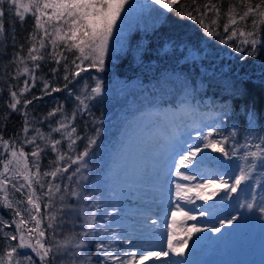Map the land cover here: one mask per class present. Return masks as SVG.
I'll return each mask as SVG.
<instances>
[{
  "label": "snow or ice",
  "instance_id": "6c2138e0",
  "mask_svg": "<svg viewBox=\"0 0 264 264\" xmlns=\"http://www.w3.org/2000/svg\"><path fill=\"white\" fill-rule=\"evenodd\" d=\"M126 2L127 0H29L28 3H23L22 0H0V35L4 33L2 18L5 15L3 9L5 3L8 4L9 13L15 9L14 14L19 17L21 22L26 13H31L35 19L36 29L43 30L39 49L33 43L32 47L28 49L27 57H22L19 52H16L13 60L17 66L24 65L23 72L32 76L34 83L35 70L40 66L38 61L45 58L43 54L38 56L34 53L45 48L44 38L46 37L52 49L48 55L55 60L57 65L61 63V60L65 61L64 79L70 82L69 72L71 70L67 58L63 52L58 53L57 49L63 44L65 50L69 52L75 50L79 53L77 59L80 63L77 64L75 59L71 62L75 66V71L71 72V79H75L87 68H94L100 72L105 71V60L110 53V40ZM154 3L171 11L173 5L178 4L179 0H154ZM218 3L219 0L217 3L206 0L201 5L197 0H191V4L195 7L191 11H180L178 15L182 19L198 21L203 26L205 34L212 36L216 31L213 26L218 24L221 16ZM201 8L204 11H201ZM193 12L196 14L193 15ZM210 12L214 13L210 19L212 26L205 23V18ZM224 15L226 22L223 24V31L227 33V36L220 41L221 43L229 44V41L237 38L238 43L236 45L229 44V46L234 47V50L238 52H244L245 47L250 46L248 55H255L258 45L264 47V33L261 32L264 27V0H259L255 4L252 0H237L236 3L229 4ZM249 18H251V30L245 31ZM49 27L52 29L51 32L48 30ZM32 40H35V37H32ZM21 48H23L22 45ZM26 61H31L33 67L29 68ZM85 61L88 62L87 67H82ZM52 72L56 73L57 69L53 68ZM17 74H19V67ZM27 83L25 81L26 85ZM64 87H68L67 83ZM47 88L48 84L45 82V90ZM102 90V82L97 79L95 87L91 88L90 92L76 96L78 103L71 117L62 115L61 120L57 121V126L51 127L48 133L35 129V134L30 139L27 136L30 127V122L27 119L28 114L27 112L23 113L25 117L22 130L24 137L21 145L33 146L30 153L31 165L29 154L24 151L23 146H17V139H4L0 134V149H2L0 150V164H2V168H0V207L11 210L10 221L0 216V233L9 241L5 253L0 255V264H37V262L38 264H56L58 258L62 261L66 260L67 264H94V260H98L99 264H144V261L150 258L140 255L137 260L136 251L124 252L122 249L114 247L121 234L112 230L110 224L101 223L108 214L105 213L104 216L98 218L97 209L102 207V204L94 195L86 194L87 190L84 188V182L88 179L83 174L88 167L86 158L90 156L100 129H95L93 136L85 135L84 139L87 140V143L83 151L75 152L76 140H80L81 137L76 134L77 129L71 124L77 114H82L85 111L90 114L89 101L94 100L102 93ZM51 91L57 92L60 89L52 88ZM9 93L11 103H8L7 107L19 111L17 93L11 89H9ZM34 99H39V97ZM31 102L25 100L24 106L27 107ZM57 111L62 112V108L54 109L48 115L54 116ZM246 111L248 127L244 130L246 142L243 144H240L236 139L239 129L235 125L227 135L221 131L220 124L215 121L213 124L204 125L206 132L203 135L200 131L196 132V136L203 140L204 148H211L227 158L237 157L239 154L242 163L237 165L238 174L231 176L228 173L217 174L215 180H204L202 183H195L193 187L177 184L178 196L183 191L184 198L191 200V196L188 194L193 189H202L208 184L215 183L216 180L222 181L221 187L225 190L226 195L236 193L244 182L250 180L257 161H260L261 166H264V129L258 133L255 110L249 108ZM53 133H59L60 139H53ZM254 139L259 142L252 143ZM37 140L43 144V147L40 143H36ZM63 140L67 141L68 152L60 151ZM48 148L56 153L55 161H50V165H54V167L51 171L41 172L40 156ZM69 152L72 154L70 155ZM200 152L199 145H192L184 150L178 161L176 171L178 177H183L186 181L197 180L195 175L181 171V168L186 169L188 165H191ZM5 156L7 159H4ZM74 165V171H69ZM33 169L35 170L33 171ZM225 176H229V178L224 179ZM38 190L39 195L37 194ZM17 194L24 199H17ZM216 194V191L211 193L212 196ZM196 195L200 196V192H196ZM72 197L77 198L76 205L67 202ZM207 198V196L204 197V199ZM45 199L47 202L43 203V207L46 214L41 212V203ZM252 199H256L254 194ZM25 200L27 206H25ZM246 206L251 209L253 204L248 203ZM260 211L264 213V201H261ZM68 213H73L74 219L79 218L81 231H72L61 235V229L65 223L69 222L66 220ZM235 219L236 217L233 216L220 221V223L231 224ZM44 221H47L46 226H44ZM13 225L14 233L11 231ZM72 226L74 228L75 223ZM5 228L9 230L5 231ZM211 230L219 232L220 228L213 227ZM187 231L190 236L193 232H199L201 229L193 226ZM46 232L50 233L48 239H45ZM93 237L95 240L92 239ZM11 241H17L16 245L13 246ZM90 242L95 243L94 257L83 255ZM122 242L129 246L132 244V241L127 238H124ZM184 243L186 241L179 242L180 245ZM168 247L169 250L175 251L177 254L182 251V248L173 246L171 233L168 235ZM27 250H30L34 256L28 254ZM118 252L119 254H117ZM167 255L166 251L151 253V256L157 258Z\"/></svg>",
  "mask_w": 264,
  "mask_h": 264
},
{
  "label": "trees",
  "instance_id": "16d2710c",
  "mask_svg": "<svg viewBox=\"0 0 264 264\" xmlns=\"http://www.w3.org/2000/svg\"><path fill=\"white\" fill-rule=\"evenodd\" d=\"M22 2L28 3L29 0H22ZM197 2L203 5L206 0H197ZM212 2L217 3V0H212ZM236 2L237 0H219L221 16L218 24L213 26L216 30L215 34L209 36L205 34L203 26L198 21L182 19L178 15L180 11H191L195 7L191 4V0H179L178 4L173 5L171 11L166 10L160 15L157 24L153 27L146 29L135 27L131 31L124 50L116 54L113 59L105 60V71L100 72L94 68H87L75 79H71V72L75 71V66L71 62L75 59L77 64L80 63L77 59L79 53L75 50L69 52L61 44L57 52H63L67 58L71 70L69 72L70 82L64 79L65 61L61 60V63L57 65L55 60L48 55L52 49L45 37V48L34 53L38 56L43 54L45 57L38 61L40 66L35 70L34 83L32 76L23 72L24 65L17 66L13 56L19 52L22 57H27L28 49L33 43L39 49L43 32L36 29L35 19L31 13H26L21 22L14 14L15 9L9 13L8 4L5 3L3 5L5 15L2 18L4 33L0 35V134L4 139H17V146H23L24 151L29 154L31 165L30 153L33 146L21 145L24 137L22 130L25 117L23 113L27 112V119L30 122L27 133L29 139L35 134V129L48 133L51 127L57 126V121L61 120L62 115L71 117L78 103L76 96L90 92L98 79L102 82L103 90L94 100L89 101L90 114L88 111L77 114L71 124L77 129L76 134L81 137L80 140H76L75 152L84 149L87 143L84 139L85 135L93 136L95 129H100L90 156L86 158L88 168L95 167L94 154L104 155L106 146L117 147L123 139L122 134L136 125L135 122L138 119L149 115V109L155 97L160 99V105L163 107L168 108L172 103H184L194 110L193 113L195 108L207 106L219 119L221 131L225 135L235 125L239 129L237 141L240 144L245 143L244 130L248 127L247 109L255 110L257 132L264 129V47L258 45L256 54L248 55L250 46H246L244 52L235 51L234 47L229 46V44L236 45L237 38H233L229 44L220 42L227 36V33L223 31V24L226 22L224 14L229 4ZM252 2L255 4L259 0H252ZM201 11L204 9L201 8ZM195 14L193 12V15ZM213 16L214 13H208L205 23L212 26L210 19ZM247 24L245 31H250L251 18ZM261 32L264 33V27ZM32 37H35V40H32ZM137 44L142 47L141 60L135 63L132 59V50ZM186 49L193 50L196 57H187L189 54ZM26 63L29 68L33 67L31 61H26ZM87 63L85 61L82 67H87ZM18 67L19 74H17ZM53 68L57 69L56 73L52 72ZM182 78L185 81V88L174 84L177 79ZM25 81L28 82L27 85ZM45 82L48 84L47 90H45ZM66 83L67 88L64 87ZM158 84L174 86L171 89L154 88ZM52 88H59L60 91L52 92ZM9 89L17 93L19 111L7 107V104L11 103ZM35 97L39 99H34ZM206 97L208 103L205 105ZM25 100L32 102L25 107ZM58 108H62V112L57 111L51 117L48 115ZM52 135L60 137L59 133ZM258 142L255 139L252 141V143ZM36 143H40L43 147L39 140ZM60 151H69L65 141L61 142ZM204 151L207 159L216 158V151L213 149L204 148ZM55 159L56 153L50 148L45 149L40 156L41 172L51 171L54 165H50V161H55ZM69 171H74V168L72 167ZM86 185L84 182L85 190H87ZM37 194H40L39 190ZM86 194L89 193L86 192ZM45 202H47L46 199L41 203V212L44 214H46L43 207ZM67 202L76 205L77 198L72 197ZM7 212L6 208L0 207V216L5 217ZM66 220L69 222L65 223L61 229V235L81 231L79 218L74 219L73 213H68ZM73 223H75L74 228ZM46 224L47 221H44V226ZM49 236L50 233L46 232L45 239ZM92 239L95 240V238ZM84 251L87 255L94 254L95 243L90 242ZM58 260L60 258L57 259L56 264H59ZM94 261L99 263L98 260Z\"/></svg>",
  "mask_w": 264,
  "mask_h": 264
},
{
  "label": "rangeland",
  "instance_id": "374dc122",
  "mask_svg": "<svg viewBox=\"0 0 264 264\" xmlns=\"http://www.w3.org/2000/svg\"><path fill=\"white\" fill-rule=\"evenodd\" d=\"M166 10L154 3V0H127L117 20V26L110 40V53L106 60L113 59L116 54L124 50L131 31L135 27L141 29L153 27ZM48 30L52 31L50 27ZM141 48L137 44L132 50V59L135 63L141 60ZM186 52L189 54L187 57H196L193 50L186 49ZM176 81L174 83L176 86L185 88L183 78ZM161 87L171 89L168 85L154 86V88ZM204 101L206 105L208 98L206 97ZM160 104V99L155 97L149 109V115L138 119L135 122L136 125L124 132L123 139L117 147L106 146L104 155L94 154L95 167H87L83 173L88 177L85 182L87 192L94 195L102 204V207L97 209L98 218L105 213L108 214L101 223L110 224L112 230L121 234L114 247L124 252L136 251L137 260L140 255L149 256L150 258L145 260L144 264H165L160 257L151 256V253L157 252L160 249L159 246L167 242L168 219L172 212H165L166 205L160 199L166 193L168 181L172 180L170 196L186 200L183 191L179 196L177 195V184L193 187L195 183H202L204 180H215L217 174L228 173L229 176L238 174L237 165L242 163L239 154L237 157L230 158L226 166L219 165L216 158L207 159L204 142L196 136V132L200 131L203 135L206 132L204 125L213 124L214 121L219 123V119L210 108L207 106L195 108L194 114V110L184 103H172L168 108ZM179 119L183 122L186 120L187 124L180 133H177L175 139H171ZM53 139H60V137L53 136ZM64 141L67 143L66 140L62 142ZM192 145H199L201 152L191 165H188L186 169L181 168V171L195 175L197 180L194 182L178 177L177 170L173 167V160L178 165L180 155ZM230 146L231 144L228 145L229 148ZM4 159H7V156ZM229 176H225L224 179H228ZM178 179L179 183H177ZM221 185L222 181L216 180L215 183L208 184L202 189H193L188 195L198 200L199 205L207 201L201 199L206 191L219 189L217 202L222 205L225 201V205L230 207L229 212L223 217L230 219L235 216L236 219L231 224L227 223V226L220 225L214 219L212 228L217 227L221 231V227H228L233 232L222 236L220 231L213 232L206 225L197 222L199 226L196 228H200L201 231L193 232L190 236L187 233V240L203 245V252L197 264H251L254 258L252 249L255 241L264 232V213L260 211L261 201H264V167L261 166L260 161H257L250 180L244 182L236 193L226 195ZM196 192H200V196H197ZM253 194L256 197L255 200L252 199ZM16 198L24 199L19 194ZM248 203L253 204L251 209L246 206ZM25 206H27L26 200ZM7 211L3 218L10 221L11 210L7 209ZM161 219L164 220L160 222ZM8 230L5 228V231ZM11 231L15 232L14 225ZM124 238L132 241L131 246L122 242ZM16 243L17 241H11L13 246ZM8 244L9 241L0 233V255L5 253ZM27 252L32 254L30 250ZM83 255L90 257L89 255L95 256V253L87 255L84 251ZM58 261L59 264H67V261L63 262L61 259ZM94 264L99 263L94 261ZM171 264H178V261L172 260ZM181 264H187V262L182 261Z\"/></svg>",
  "mask_w": 264,
  "mask_h": 264
},
{
  "label": "bare ground",
  "instance_id": "6f19581e",
  "mask_svg": "<svg viewBox=\"0 0 264 264\" xmlns=\"http://www.w3.org/2000/svg\"><path fill=\"white\" fill-rule=\"evenodd\" d=\"M186 120L184 122L182 120H178L176 123L175 133L173 134L171 139H175L177 133H180V130L186 125ZM167 142V141H166ZM165 142V144H166ZM167 145V144H166ZM173 160V167L177 170V162ZM192 173V171H191ZM172 179V176L170 177ZM172 180H169L166 185V193L164 197L160 199L165 206V212H172L171 217L168 219L169 224V232L167 234V242L164 245H160V251L168 252L167 256H161L160 258L165 262V264H171L172 260H176L178 262L186 261L187 264H197L200 260L201 253L203 252V245L202 243L194 242L191 240H187L188 231L187 229L192 228L193 226L198 227L197 222L201 225H206V227L211 230L214 223V219L220 225L227 226V223L221 224L220 221L226 220L223 216L229 212L230 207H227L224 201V204H219L217 202V197L219 192L217 190H208L206 191L205 195L201 197L202 200H205L204 197L207 196V201L204 204L198 205V200L194 197L191 200H180L170 196L171 194V185ZM179 179L177 183H179ZM216 191L217 194L212 196L211 193ZM169 193V194H168ZM175 213V216H173ZM203 213V214H202ZM164 220L161 219L160 222ZM233 230L229 229L228 227H221L220 233L223 235H228ZM171 233L172 237V244L174 247L182 248L180 254H177L175 251L169 250L168 247V235ZM180 241H186L183 245H180Z\"/></svg>",
  "mask_w": 264,
  "mask_h": 264
},
{
  "label": "water",
  "instance_id": "95a60500",
  "mask_svg": "<svg viewBox=\"0 0 264 264\" xmlns=\"http://www.w3.org/2000/svg\"><path fill=\"white\" fill-rule=\"evenodd\" d=\"M217 162L219 165H227L229 158L224 157L222 153L216 152ZM252 253L255 255L251 264H264V232L255 241Z\"/></svg>",
  "mask_w": 264,
  "mask_h": 264
}]
</instances>
